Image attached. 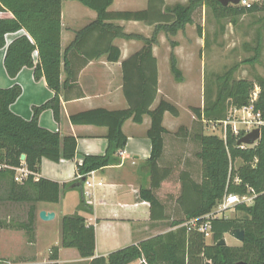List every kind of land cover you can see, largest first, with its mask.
Here are the masks:
<instances>
[{
  "label": "trees",
  "instance_id": "obj_1",
  "mask_svg": "<svg viewBox=\"0 0 264 264\" xmlns=\"http://www.w3.org/2000/svg\"><path fill=\"white\" fill-rule=\"evenodd\" d=\"M76 1L94 10L97 18L83 30L74 45L79 44L88 31H100L99 42L105 33H109L106 47L101 53L107 52L110 60L119 58V49L112 45V39L120 31L110 30V24L106 21L137 20L162 25H157V31H154L151 38L142 39L144 46L126 59V63L132 65V71L139 76L137 84L132 82L129 85L126 75L128 108L111 111L94 109L71 116L74 123L107 126L108 147L104 155H84L82 162L76 164L80 177L69 183L59 184L42 176L35 178V174L39 171L42 158L58 162L61 159L72 160L76 154L74 136L61 138L57 132L43 128L38 123V115L45 108H50L55 118L59 117L62 0H0V11H9L12 14V17L0 18V48L6 44V34L21 29L26 32L6 46L3 61L6 73L12 78L23 66L31 67L34 78L44 77L47 86L55 92L52 99L34 107L32 117L27 120L11 110V105L22 92L21 87L14 84L0 88V201L27 205L25 220L0 219V229L24 230L28 242L34 240L38 202L56 203L62 193L78 189L81 193L78 209L91 211L83 197L85 175L116 161L112 156L113 152L122 149L126 144L127 137L122 132L125 120L131 118L134 122L141 123L145 114L151 118L147 135L152 144L150 163L155 167L163 148V134L166 132L162 125L163 115L165 112L178 115L177 107L165 99H160L151 108L158 88L152 45L156 42L159 30L176 33L187 23H192L193 12L202 6H208L219 19L264 11V0L253 1L249 5L239 3L227 6H222L217 0H187L185 3L163 5L161 19H154L150 2L144 10L108 11L113 0ZM196 29L201 35V25L197 24ZM34 51L38 56L36 64L32 58ZM170 68L176 79L181 80L173 56H170ZM218 81L220 85L212 100L204 101L202 107H191L196 117L192 139L198 146L195 156L201 162V179L199 182H189L193 194V209L186 212L185 219L174 220L172 225H180L192 218L200 223L201 217L210 213L226 194L244 195L252 190L253 203L249 206L238 205L245 215L239 219L211 218V243L205 242L204 234L197 228L181 225L175 231L122 247L105 257H94V227L88 225L83 216L74 213L61 217V247L75 248L81 257L92 258L89 264H130L137 260H140L139 264H264V126L260 128L259 140L244 147L237 145V140L244 132L233 135L230 127L225 138L204 133V124L224 120L229 107L239 109L252 104L253 110L260 111L264 118V80H256L260 91L253 101L250 93L253 83L239 80L228 84L227 77H219ZM132 87L137 88L134 98L129 96V88ZM22 154L25 155L23 161L20 159ZM236 159L242 162L238 167L233 165ZM17 167H25L29 171L21 182L14 179ZM162 178L152 183L150 188L140 189V197L147 200L151 207L161 205L153 189L159 187ZM182 190L185 191V181H182ZM237 228L244 231V239L239 246L218 244L225 233H232ZM57 252L58 247L53 246L49 255L51 261L44 264H57Z\"/></svg>",
  "mask_w": 264,
  "mask_h": 264
},
{
  "label": "crops",
  "instance_id": "obj_2",
  "mask_svg": "<svg viewBox=\"0 0 264 264\" xmlns=\"http://www.w3.org/2000/svg\"><path fill=\"white\" fill-rule=\"evenodd\" d=\"M186 1L172 0L174 3ZM149 2L154 19H161L163 5L171 4L170 0H113L108 11L144 10ZM197 10L200 8L192 14L193 27L203 24L201 17L197 19L195 17ZM202 11L204 12V6ZM3 17H12V14L9 11H0V18ZM96 18L97 13L94 10L76 0L61 2L59 117L55 118L52 110L45 108L38 115V123L43 128L57 132L61 138L74 136L76 154L72 160L61 159L58 162L42 158L35 178L42 176L59 184L69 183L80 177L76 164L82 162L84 155L106 153L108 127L104 124L74 123L71 116L94 109L111 111L128 108L126 75L129 85L132 82L137 84L139 76L132 71V65L126 63V59L144 46L142 39L153 36L149 31L154 33L157 31V25H162L137 20L106 21L110 24L108 26L110 30L120 31V34L112 39V45L119 49V58L110 60L107 52L101 53L106 47L109 33H105L99 42L100 31H88L80 43L74 45V41ZM159 31L156 41L158 39L160 42L163 34L162 30ZM25 33L21 29L5 35L6 44L0 48V88L14 84L21 87L22 92L11 105V110L28 120L32 117L33 108L52 99L55 92L47 86L44 77L34 78L31 67L23 66L12 78L6 73L3 62L6 46ZM158 45H152V54L157 66L158 88L151 108H154L160 99H165L177 107L178 115L173 116L169 112L163 115L162 125L166 132L163 134V148L155 167L150 163L152 144L147 135L151 118L145 114L141 123H136L131 118L125 120L122 132L127 137L126 144L122 149L113 152L112 156L116 161L85 175L84 179H87L91 186L88 188L90 195H86L84 181L83 197L91 211L78 209L81 198L78 189L62 193L56 203L38 202L34 240L27 243L25 250H16L13 244L16 238H21L20 231L0 229V232L6 233L2 239L12 243L11 249L7 251L6 248L10 246L1 243L5 248L0 251L1 261L10 257L11 260L17 259L8 261V264L48 263L51 261L49 258L51 248L56 246L57 264H89L92 258L81 257L75 248L60 246L61 217L74 213L83 216L86 223L94 227V257H105L114 250L175 231L179 226L185 225L186 222L180 225H172V222L185 219L186 212L193 209V194L189 182L191 180L199 182L201 179V162L195 156L198 146L192 139L196 117L191 110L192 106H189L190 123L181 120L180 106L175 95L180 94L183 89L178 83L172 82L171 74L166 69L168 58L159 55ZM175 51L178 53L181 48L176 47ZM32 58L36 64L38 62L36 51L32 53ZM136 89L129 88L131 98L135 97ZM160 177L163 178L159 187L153 190L161 205L151 207L147 200L140 197V189L150 188ZM182 181H185V191L182 190ZM40 210L53 212L55 216L50 221L41 220L38 217ZM137 261L140 263V260Z\"/></svg>",
  "mask_w": 264,
  "mask_h": 264
},
{
  "label": "rangeland",
  "instance_id": "obj_3",
  "mask_svg": "<svg viewBox=\"0 0 264 264\" xmlns=\"http://www.w3.org/2000/svg\"><path fill=\"white\" fill-rule=\"evenodd\" d=\"M170 1L171 4L174 3L172 0ZM195 17L196 19L201 17L203 23L201 24V35L198 34L196 25L193 27L192 23H187L174 34L161 31L162 40L159 42L157 39L153 43L159 44V55L168 58L169 63L166 62V69L171 74L172 82L178 83L183 89L180 94L175 95V98L180 106L181 120L188 124L191 117L189 106L202 107L204 101L212 100L217 94L218 85H220L219 77L222 79L227 77L228 84L239 80L253 83L250 93L252 97L256 98L260 91L256 80L258 78L264 80V11L219 19L214 16L208 6H204V12L200 7V10L195 13ZM152 32L149 31V34H153ZM176 47H180L181 51L177 53ZM170 56L175 58L181 80H177L171 71ZM232 110V107H229L226 116L231 115V119L240 120L241 113L235 114ZM236 127L240 130L244 129V126L239 123ZM223 129L224 126L221 123L207 122L204 124V133L206 134L223 137ZM241 163L240 159H236L233 165L238 167ZM244 195L250 197L249 193ZM244 195H238L240 201L227 209H221L223 197L210 213L227 219L242 218L245 212L238 205H250V202L242 201ZM26 211L27 205L24 203L0 201V219L25 220ZM2 229L20 231L21 238H16L13 244L16 250H25L28 239L24 230ZM3 236H6V233L0 232V251L5 249L1 245L2 242L6 246L12 245L11 241L2 239ZM223 238L228 246L241 244L231 233H225ZM205 242L211 243V235L205 237ZM9 249L11 246L6 248V251ZM15 260L6 257L0 261V264H8V261ZM134 264L139 263L135 261Z\"/></svg>",
  "mask_w": 264,
  "mask_h": 264
},
{
  "label": "built area",
  "instance_id": "obj_4",
  "mask_svg": "<svg viewBox=\"0 0 264 264\" xmlns=\"http://www.w3.org/2000/svg\"><path fill=\"white\" fill-rule=\"evenodd\" d=\"M250 2L252 1L241 0L240 4L249 5ZM255 99L256 97H252V101ZM232 109H233L232 111L235 114L241 113L242 118L240 120L231 119L230 118L231 115H229V116H226L224 120H221L219 122H213V123L223 124L224 129H223L222 138H225L228 127L231 128V132L233 133V135H238L240 134V132H244V135H245L247 132L251 131L254 128H261V126H264V118H262L260 111L253 110L252 104L248 106H244L239 109L232 107ZM237 123L242 124L244 126L243 127L244 129H241V130L237 129L236 127ZM240 146L244 147L247 145L241 144ZM28 174H29V171L25 167H17L15 168V178L14 179L15 181L21 182L27 177ZM84 181H85L84 193L86 195H90V190L88 188L91 186V183L87 179H84ZM248 193L250 197H246V195H244L242 201L250 202L249 204L251 205L253 203L254 194L252 190H248ZM239 201L240 200L237 194H231V193L226 194L223 198L221 209H227ZM215 217H218V216L214 215L213 213H208L201 217L202 221L200 223H197V220L192 218V219L187 220L185 225L188 226V228H197L200 232L204 234V237H208L211 235L210 219L215 218Z\"/></svg>",
  "mask_w": 264,
  "mask_h": 264
},
{
  "label": "water",
  "instance_id": "obj_5",
  "mask_svg": "<svg viewBox=\"0 0 264 264\" xmlns=\"http://www.w3.org/2000/svg\"><path fill=\"white\" fill-rule=\"evenodd\" d=\"M222 6H227V5H238L241 0H217ZM250 1H259V0H250ZM260 138V128H254L251 131L247 132L245 135L241 136L237 140V145L245 144V145H253L256 141H258ZM25 158V155L22 154L20 159L23 161ZM55 214L50 211H45V210H40L38 212V217L41 220L44 221H50L54 218ZM233 237H235L237 240L240 242L243 241L244 239V231L241 229H234L231 233ZM219 245H226V240L224 238H221L218 241ZM237 264H242L241 262H238Z\"/></svg>",
  "mask_w": 264,
  "mask_h": 264
}]
</instances>
